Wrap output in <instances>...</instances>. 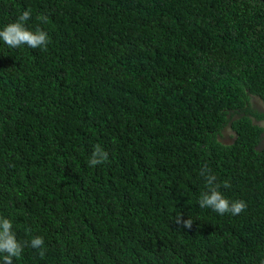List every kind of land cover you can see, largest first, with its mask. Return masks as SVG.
Segmentation results:
<instances>
[{"label":"trees","instance_id":"1","mask_svg":"<svg viewBox=\"0 0 264 264\" xmlns=\"http://www.w3.org/2000/svg\"><path fill=\"white\" fill-rule=\"evenodd\" d=\"M25 9L50 43L0 41V216L45 256L13 264H259L264 0H0V27ZM205 163L242 213L199 207Z\"/></svg>","mask_w":264,"mask_h":264},{"label":"clouds","instance_id":"2","mask_svg":"<svg viewBox=\"0 0 264 264\" xmlns=\"http://www.w3.org/2000/svg\"><path fill=\"white\" fill-rule=\"evenodd\" d=\"M30 18L31 10L25 9L13 22L0 27V41H3L9 49H18L26 45L31 49L47 50V45L50 43L47 32L39 27L34 31L28 29L25 22ZM37 20L41 23H47L48 17L46 15H38ZM223 128L228 127L224 126ZM232 132H234L235 137V131H231L230 134ZM108 162V152L100 144H96L87 161L88 166L92 168ZM199 174L204 180L206 189L200 193L197 199V204L200 208L211 209L219 215L228 213L233 216L239 215L246 209L247 204L244 200L230 201L223 195L220 188L221 186L224 188L230 187L229 183L227 181L218 183L216 176L206 163L201 166ZM177 222H181L180 217L177 218ZM182 223L185 227H191L192 219L188 218L183 220ZM12 228V220L0 216V264H13V258L19 259L21 257L25 244L32 249H38L41 258L45 256L44 238L42 236L34 235L30 241L21 243L16 239ZM259 264H264V259H261Z\"/></svg>","mask_w":264,"mask_h":264},{"label":"flooded vegetation","instance_id":"3","mask_svg":"<svg viewBox=\"0 0 264 264\" xmlns=\"http://www.w3.org/2000/svg\"><path fill=\"white\" fill-rule=\"evenodd\" d=\"M258 110L264 111V103H263V106L262 107H259L258 108ZM261 122H264V116L262 118H260L259 121H257V123H260V124H261ZM263 128H264V126H263ZM222 134L225 136V138L227 139V141H231L233 139V137H234V132L231 133L232 136H229V133H227V132H223ZM258 142H260L261 144L264 143V130L260 132Z\"/></svg>","mask_w":264,"mask_h":264},{"label":"rangeland","instance_id":"4","mask_svg":"<svg viewBox=\"0 0 264 264\" xmlns=\"http://www.w3.org/2000/svg\"><path fill=\"white\" fill-rule=\"evenodd\" d=\"M252 100L256 101L259 106H261V107L263 106V102L258 97L252 96ZM220 131H221L220 137L222 139L225 138V136L222 134L223 132H227V133L231 132V130L229 128H221Z\"/></svg>","mask_w":264,"mask_h":264}]
</instances>
